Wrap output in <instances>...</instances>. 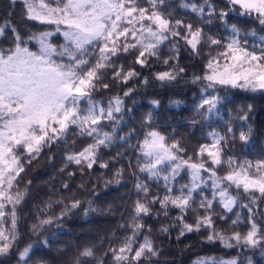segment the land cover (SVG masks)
I'll return each mask as SVG.
<instances>
[{
    "label": "snow or ice",
    "instance_id": "6c2138e0",
    "mask_svg": "<svg viewBox=\"0 0 264 264\" xmlns=\"http://www.w3.org/2000/svg\"><path fill=\"white\" fill-rule=\"evenodd\" d=\"M16 3L23 6L25 20L55 25V29L22 34L12 22L11 13L0 23V257L17 254L18 264H29L37 247L29 244L23 250L18 248L17 209L27 196L18 188L25 172L24 161L31 164L45 148L51 150L60 144L75 149L78 142L82 145L78 150L65 153L61 172L72 165L82 175L85 169H108L126 155L118 152L112 160L102 161V149H110L117 142L127 144L136 156V164L129 160L128 167L136 168L130 174L138 198L131 203L130 222L118 226L131 235L114 237L120 241L119 246H110L104 253L112 257L111 264H142L160 255V247L150 236L151 227L145 228L142 221L161 213L172 223L159 231L170 235L173 228H178L177 241L203 231L208 243L264 251V158L253 162L226 154L237 138L244 145L253 139L248 123L253 106L238 109L234 118L224 122L223 132L210 125L211 118L219 117L221 109L231 102L219 90L264 93V35L255 30L242 31L231 23L233 19H252L264 32V0H180L178 7L185 12L181 18H177L172 0H10L11 5ZM213 27L218 34H212ZM57 34L63 37L62 44L52 42ZM33 42L38 45L35 51L29 47ZM205 48L209 49L207 53ZM182 51L190 58L206 57L202 74L193 73L185 82L203 85L195 105L199 120L194 117L190 123L195 128L201 121L209 122V130L202 134L208 142L190 155L181 140L169 142L170 137L154 127L155 118L149 112L140 125L148 129L143 139L130 144L136 130L119 133L127 127L125 113L132 112L125 107V100L135 89L128 88L122 95L107 99L97 100L95 96L110 90L112 85L106 80L122 85L140 80L147 86L149 77L142 76L137 68L151 70L157 65L162 70L152 72V80L162 87L178 84L187 75L186 67L180 64ZM128 57H133L131 63H127ZM122 59L125 63L120 62ZM149 103L154 110L159 108L158 100ZM235 121H239L238 126ZM225 168L227 171L219 175ZM124 171L119 168L113 173L118 178L115 183L122 182L119 178ZM185 174L188 182L180 184ZM110 183L105 181V186ZM150 183L156 185L155 193ZM63 190L71 189L64 184ZM65 200L70 203L65 204ZM61 204L64 207L59 216L39 219L31 231L39 235L44 226L80 208L82 201L75 199V194L50 200L38 209V216ZM156 205L159 210L154 213ZM89 210H94L91 202L85 215ZM173 210L178 214L169 217ZM229 221L233 229L248 230L228 235L217 230V222ZM41 243L48 245L47 240ZM87 258L97 259L93 247L80 251L71 264H82ZM36 264L46 262L39 260ZM98 264H105V260L100 259ZM194 264L240 261L203 257Z\"/></svg>",
    "mask_w": 264,
    "mask_h": 264
},
{
    "label": "trees",
    "instance_id": "16d2710c",
    "mask_svg": "<svg viewBox=\"0 0 264 264\" xmlns=\"http://www.w3.org/2000/svg\"><path fill=\"white\" fill-rule=\"evenodd\" d=\"M219 3V0H217ZM180 0H172V8L176 12L177 18L185 16V12L179 9ZM221 6H223L221 4ZM23 6L20 3L14 5L10 4V0H0V23L4 22V18L11 13L12 22L21 30L22 34L38 33L42 31H53L55 25H42L38 22L27 21L23 18ZM193 22L195 18L193 17ZM231 23H236L242 31L249 32L255 30L258 35H264L260 32V27L252 19H233ZM208 31V29H205ZM212 34H218L217 28L211 29ZM54 44H62L63 37L57 34L52 39ZM250 42H252L250 40ZM7 47V42H4ZM32 50H37L38 45L33 42L29 45ZM167 47L164 49L166 53ZM205 53L209 49L203 50ZM215 51V50H214ZM133 57H128L127 63H131ZM121 63H125L122 59ZM206 62V57L190 58L189 54L181 52L180 64L186 67L187 75L184 80L178 84L161 86L158 82L151 79V74L154 71L162 70V66L157 65L151 70L139 69L142 76L149 77V84L142 86L140 80H134L127 85L114 83L111 80L105 82L112 86L108 91H100L95 99H107L111 96L120 94L128 88H134V94L126 98L125 107L132 108L131 113H125L124 120L127 122V127L123 128L119 134L124 135L131 129L136 130V135L130 140V144L135 145L138 140L143 139V132L146 128H141V123L145 115L152 112L154 119V127L161 131L162 134L169 136L171 140H181L182 146L185 147L191 155L193 150L202 143L208 142L202 138V134H206L209 130V122L197 124L195 128L191 126V121L195 117H199L195 111V105L199 101L200 89L202 84L193 85L186 83L190 81L193 73L200 75L203 71V65ZM127 66V64H126ZM110 76L111 73H108ZM221 95L227 94L231 101L221 109L219 117L213 116L210 121L212 128L217 131H224V122L234 118L238 114V109H246L248 105L253 106V111L250 114L248 123L253 128V139L248 145H244L239 139L234 144H230L226 154L235 156L238 159H248L253 162L264 158V93L245 92L238 89L219 90ZM151 100H158L160 102L159 108L153 109L149 103ZM179 101V105L172 103ZM135 102V103H134ZM239 125V121H235ZM110 130V129H105ZM90 141H85V143ZM81 143L76 144V148L72 149L68 145L60 144L53 146L51 150L45 148L42 153L32 160L31 164L24 161L25 172L22 173L21 182L18 185L19 191L26 192L27 196L25 202L17 209L19 217L18 234L20 237L18 248L23 250L29 244H34L37 247L32 254V260L29 264H36V261L42 260L46 264H71V261L77 254L86 247H93L96 260L87 258L82 261V264H98L100 259L105 260V264H111L112 257L104 256V253L110 246H119L120 241L114 237L131 235L130 231H124L118 226L130 222L131 203L138 197L134 193L133 184L135 180L131 176V172L136 171L135 167L129 168L128 161L136 164V156L134 151L129 148L127 144L117 142L110 149H102V161H110L117 155L118 152L126 153L121 159L115 163H111L108 169H101L94 167L92 170H81L75 165L65 168L64 155L67 151L78 150ZM124 168V175L121 183H115L117 177L113 173L119 169ZM224 170L218 174L223 175ZM74 173V176L69 177L68 173ZM137 175H140L137 173ZM141 179L144 177L141 175ZM189 177L185 174L184 178L179 181L180 184L188 182ZM31 181V184H28ZM105 181H112V183L105 186ZM68 184L70 191L63 190V185ZM83 185L81 188L80 186ZM150 188L153 192L157 191L154 183H150ZM94 189V191H93ZM75 194V199L82 201L80 208L68 211V214L60 220H54L50 225L44 226L37 235L31 231L32 225L37 224L39 219L47 218L48 216H59L63 204L53 207L45 216H38V209L43 208L50 200H57L61 197H70ZM161 195L164 193L161 191ZM197 199H199L197 197ZM89 202H91V209L85 215V210L89 209ZM246 202V201H243ZM65 204L70 201L65 200ZM261 207H264L262 205ZM159 210V205L154 208V213ZM217 213L220 209H216ZM178 213L173 210L169 212V217H174ZM236 217L233 216L232 219ZM145 228L151 227L150 236L154 242L160 247L161 252L157 257H153L151 261H143L142 264H194L198 258L203 257H217L219 259L236 258L240 264H264V251L260 248H225L220 243H208L204 240L207 235L206 232L191 233L186 237L180 238L177 241L175 238L178 235L179 229L173 228L170 235L161 233L159 229L162 226H168L172 223L171 219H165L163 213L157 217L153 214L150 217H145L142 221ZM189 223L192 219L189 218ZM229 224L217 222V230H221L225 235L232 231L246 232V227L231 228ZM7 227V225H5ZM144 235H149L145 232ZM142 239V237H141ZM47 240L48 245L45 247L41 242ZM16 255L12 257H0V264H18Z\"/></svg>",
    "mask_w": 264,
    "mask_h": 264
}]
</instances>
